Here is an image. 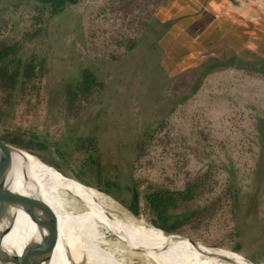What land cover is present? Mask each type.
<instances>
[{
	"label": "rangeland",
	"instance_id": "rangeland-1",
	"mask_svg": "<svg viewBox=\"0 0 264 264\" xmlns=\"http://www.w3.org/2000/svg\"><path fill=\"white\" fill-rule=\"evenodd\" d=\"M118 5L119 0H78L68 12L50 20L47 30L53 38L55 53L41 85L42 96L27 105L16 90L8 116L0 119V134L35 137L34 141L40 145L31 147L34 156L55 163L66 176L61 175L63 178L103 194L135 222L151 227L154 233L196 246L219 264H264V78L258 72L236 67L217 65L204 75L202 69L216 62L212 55L244 48L245 23H233L222 16L215 19L213 14L193 16L194 21L190 23L186 20L188 15L185 18L181 13L171 12L169 8L173 5L158 10V19L168 16L173 19L164 43L172 60L183 59L179 66L184 68L188 66L184 61L209 58L197 70L198 75H203L201 87L169 113L165 128L154 135L145 155L131 166L127 159L135 156L131 150L133 143L153 134L157 123L173 106L166 88L170 83L164 88L161 86L166 73L159 67V57L155 60L146 39L142 42L141 36L146 31L137 32L140 21L153 24L145 14L147 4L142 0L139 7L130 8L134 9L131 13L126 5L121 9ZM5 13L10 16L7 15L10 29L3 32L4 24L0 23V40L16 36L27 24L25 17L20 21L16 13ZM136 35L139 51L134 56L127 55V38ZM40 43L34 37L27 42L26 50L37 54L42 48ZM135 59H144L145 69L136 71L141 62L136 63ZM121 63H125L123 75ZM85 66L97 74L103 88L81 119H70L55 109L58 94L64 84L76 81V74ZM194 75L195 71L188 72L185 81L174 85L170 95L180 94L174 98L176 102L189 91ZM113 95L116 96L113 98ZM109 106H113L114 116L107 115L97 128V135L105 143L98 152L100 157L81 168L82 174L78 175L74 138L81 130L93 133L99 112ZM210 166L212 191L180 212H171L170 221L187 216L197 208L201 211L208 203H212L210 206L217 203L216 208L200 222L192 221V225L169 233L175 236L160 231L150 216L134 215L123 203V200L131 203L128 188L136 187L138 192L152 190V185L181 189L202 176ZM28 178L38 189H45L36 174L29 173ZM227 183L236 184L240 203L235 211L233 200L225 192ZM45 192L47 200L56 207L64 208L74 201L53 180L48 182ZM100 243L93 240L74 249L56 248L64 259L60 264H77L82 257L83 264H109L115 247ZM116 250L115 255L122 264H145L141 258L131 260L118 247Z\"/></svg>",
	"mask_w": 264,
	"mask_h": 264
},
{
	"label": "trees",
	"instance_id": "trees-1",
	"mask_svg": "<svg viewBox=\"0 0 264 264\" xmlns=\"http://www.w3.org/2000/svg\"><path fill=\"white\" fill-rule=\"evenodd\" d=\"M141 1L133 0L134 4L132 0H119L118 8H124L125 5L129 7V9L131 7H139ZM143 1L145 5L147 4L145 6L147 8L145 14L148 19H152L153 24L148 25V21H140V28L137 32L141 29H143L144 32L146 31L145 34L141 36V40L143 42L144 39H146L145 43L148 44L147 47L151 50V55L155 56V60L159 57V67L166 73V78L160 81L162 82L161 86L164 88L166 83H170L166 88H168L169 101L173 107L167 112L166 117H163L159 123H157V128L154 130L153 134H150L148 138L143 139L141 142L137 141L133 143L134 145L133 147L131 146V150L133 153L135 151V156L134 158L129 156L127 159L131 166H134V164L145 155L146 150L153 143V139H155L154 135L165 128L166 121L170 116L169 113L176 109L179 104L186 102L190 95L201 87L202 77L207 72H210L211 67L217 65L236 67L237 69L245 71L258 72L264 78V60H261L257 55L253 54V52L246 50L245 46L239 51H220L217 55H212L216 62H213L210 67L207 65L202 68L201 65L209 58L202 56L197 59L184 61L188 63V66L181 68L179 64L183 63V59L179 58L177 60H172L171 56L167 54L166 47H164L173 19L162 20L158 19L156 16L158 10L165 5L167 0ZM72 6H74V4L66 0H53L49 3H39L36 0H0V23L4 24L2 29L3 32L10 29L9 20L7 19L8 14H6L5 11H8L9 14L16 13L20 21L25 17L27 22L22 29H19L16 36L0 40V119L8 116V110L12 105L13 98L17 96V93H15L16 90H18V96L20 98L26 99L25 104L27 105L32 104V99L37 101V99L42 96L40 93L41 85L44 84L45 76L49 72V62L54 58L55 53L54 49H52V45L54 44L52 41L53 38L47 30L48 25L52 18H56V16L68 12ZM132 10L134 9H130L129 13H131ZM8 18H10L9 15ZM1 26L2 25H0V27ZM143 30H141V32ZM34 37L41 40L40 44L42 48L37 54L35 52L29 54L26 50V45L27 42ZM136 39L137 35L127 38L129 41L126 43L127 46L125 48L127 55L133 53L134 56L136 51H139L137 47L140 41ZM145 43L143 45H145ZM220 46H222V43H220ZM144 50L145 49L140 53L144 52ZM150 59L152 61V58ZM135 60L136 63L141 62L138 64V69H136V71L142 68L145 69L144 59H139V61L137 59ZM120 65V74L123 75L125 70L123 71L122 69L125 63H121ZM200 67L205 72L203 75L197 74V70ZM194 71L196 72V77L195 75L193 76L189 91L181 96L180 101L176 102L174 98H179L180 94L177 95V92H174L173 96L170 95V92L175 89L174 85H177L180 81H185L187 73ZM135 73L134 75H137ZM102 88L103 82L99 79L97 74L86 66L82 67L76 74V81L64 84L62 91L58 94V106H56L55 109L67 118L81 119L82 113L87 110L89 105L95 102ZM150 95L145 96L149 97ZM115 96L116 95H113L112 97L114 98ZM123 98L127 99L126 96H123ZM107 115L108 117L114 116L113 106L105 107L99 112L96 119L98 122L94 126L93 133L81 130L74 138L73 146L78 154V175L82 174L81 168L96 162L97 158L100 157L98 152L102 150L105 143H103L102 139L97 135V128L100 122L106 120ZM12 137L18 144L29 151L33 145H40L38 142L34 141V139H36L35 137H33V139H26L25 137L22 138L15 135ZM43 161L62 172L55 163H49L45 159H43ZM208 169L209 170L204 172L202 176L197 177V179H194L181 189L170 190L164 188V185H152V190L146 189V191L138 192L136 187L128 188L127 192L131 195V203L127 204L125 200H123V203L134 215L143 213L144 215L150 216L158 228L167 233H175L182 230L184 226L189 224L192 225V221L200 222L205 215L211 214L216 208L217 203L212 200L210 202H214L213 204H216L215 206H210L209 204L212 203H208L201 211L197 208V210H191L187 216L175 218L170 221L171 212H180L185 207L196 203L197 199L205 193L212 191L209 185L213 172H211V166ZM235 185L234 183H227L225 187V192L229 200H233V211L236 210L237 205L240 203Z\"/></svg>",
	"mask_w": 264,
	"mask_h": 264
},
{
	"label": "bare ground",
	"instance_id": "bare-ground-1",
	"mask_svg": "<svg viewBox=\"0 0 264 264\" xmlns=\"http://www.w3.org/2000/svg\"><path fill=\"white\" fill-rule=\"evenodd\" d=\"M46 166L27 153L11 150L10 164L5 176V183L12 191L41 198L56 215L59 237L52 257L46 264L64 262L56 248L74 249L93 240H99L102 242L100 244L105 246L115 247L112 249L113 257L109 264H122L115 255L117 247L129 259L138 257L145 264H219L196 246L167 238L158 232L154 233L151 227L142 222H135L103 194L65 179ZM29 173L42 179L45 189L50 180L58 183L73 196L74 201L64 208L54 206L47 200L45 189H38L31 183ZM44 234L45 230L22 206L14 202H0L2 248L19 254L26 244L39 241Z\"/></svg>",
	"mask_w": 264,
	"mask_h": 264
},
{
	"label": "water",
	"instance_id": "water-1",
	"mask_svg": "<svg viewBox=\"0 0 264 264\" xmlns=\"http://www.w3.org/2000/svg\"><path fill=\"white\" fill-rule=\"evenodd\" d=\"M36 1L39 3H49L53 0ZM66 1L71 4L78 2V0ZM11 150L26 152L43 164L53 168L60 175H65L52 165L43 161V159L34 156L29 150L18 144L8 133L3 132L0 134V202H14L22 206L23 210L34 218L37 224L45 230V234L39 241L29 242L19 254L16 251L2 248L0 239V264H46L52 257L59 237L57 218L49 205L41 198L31 194L26 195L12 191L6 185L5 176L10 164ZM83 263L84 258L82 257L81 261L77 264Z\"/></svg>",
	"mask_w": 264,
	"mask_h": 264
},
{
	"label": "crops",
	"instance_id": "crops-1",
	"mask_svg": "<svg viewBox=\"0 0 264 264\" xmlns=\"http://www.w3.org/2000/svg\"><path fill=\"white\" fill-rule=\"evenodd\" d=\"M163 7L185 18L188 15L190 23L194 21L191 17L205 14H213L215 19L222 16L233 23L244 22L245 49L264 60V0H167Z\"/></svg>",
	"mask_w": 264,
	"mask_h": 264
}]
</instances>
